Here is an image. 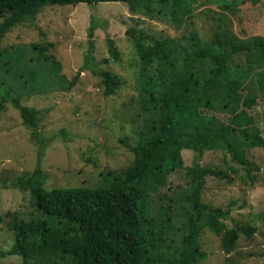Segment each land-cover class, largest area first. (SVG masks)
Segmentation results:
<instances>
[{
	"label": "trees",
	"instance_id": "16d2710c",
	"mask_svg": "<svg viewBox=\"0 0 264 264\" xmlns=\"http://www.w3.org/2000/svg\"><path fill=\"white\" fill-rule=\"evenodd\" d=\"M117 1L131 0H0V42L11 28L32 20L43 6ZM185 2L171 1L173 16ZM241 2L223 3V9L213 17L211 40L191 31L178 38L147 42L149 35L130 29L138 58L135 86L142 116L136 142L126 144L133 154L131 165L95 187L46 189L38 164L26 178L18 179L19 188L29 189L33 209L28 219L7 212L14 241L8 249L0 250V258L18 255L24 264H201L207 256L198 242L203 229L219 236L226 254L234 250L240 234L250 237L257 231L256 226L241 221L228 226L224 221L227 210L201 200L205 176L228 177L220 169L201 166L205 151H225L250 177L253 163L246 152L264 147V137L250 113L255 97L245 94L251 74L257 72L259 82L263 78L264 36L240 39L227 28L222 29L225 9ZM93 31L90 24V46ZM49 46L52 44H29L31 54L36 55L31 60L44 62L48 75L30 70L15 72L8 66L14 71L16 83L9 85L0 79V111L4 102H11L31 129L37 128L42 112L23 104L22 99L39 91L38 82L45 76L65 80L59 61L47 53ZM106 46L109 55L117 59L118 52L109 37ZM4 52L0 47V57ZM92 60L88 49L81 70L88 68L99 75L104 96L115 94L120 77L109 70L97 71ZM73 82L71 79L64 89ZM119 141L125 142L123 138ZM182 149L195 155L192 165L185 168L188 186L179 199V209H175V199L169 197L153 215L152 194L165 186L172 172L183 167Z\"/></svg>",
	"mask_w": 264,
	"mask_h": 264
},
{
	"label": "rangeland",
	"instance_id": "374dc122",
	"mask_svg": "<svg viewBox=\"0 0 264 264\" xmlns=\"http://www.w3.org/2000/svg\"><path fill=\"white\" fill-rule=\"evenodd\" d=\"M164 1L46 5L32 20L15 25L4 35L0 42V47L5 49L0 57L3 66L0 79L13 85L16 83L13 73L18 70L48 75L44 62L31 60L36 55L31 54L29 44L51 43L47 53L59 61L60 74L65 80L45 76L38 82L39 91L22 99L23 104L42 112L36 129L22 122L11 102H4L0 111V250L8 249L14 241L7 225L11 218L7 212L21 219L31 215V193L27 187L19 188L17 183L38 164L46 189L95 187L131 165L133 154L126 144L136 142L142 116L135 86L138 58L130 29L149 35L147 42L178 38L191 31H196L203 40H211L213 17L223 9L226 0H186L176 16L171 12L172 0ZM242 1L225 9L222 29L227 28L240 39L264 36V0ZM90 24L94 26L91 46L87 38ZM106 37L112 39L117 59L109 55ZM88 49L92 52L91 64L97 71L109 70L120 77L121 85L115 94L104 96L99 75L88 68L81 70ZM260 71L263 75L260 82L257 72L247 78L245 94L255 97L250 113L264 137V69ZM71 79L73 84L64 89ZM119 138L125 142L121 143ZM194 155L191 150H181L183 167L172 172L165 186L152 194L153 215L169 197L175 199V209H179V199L188 186L185 168L192 165ZM246 155L253 163L250 177L221 149L205 151L200 158L201 166L220 169L228 176H205L202 202L227 210L224 221L228 226L241 221L257 229L250 237L240 234L236 247L227 254L221 249L219 236L203 229L198 242L207 256L201 264H264V147L249 149ZM0 264L24 263L21 256L8 255L0 258Z\"/></svg>",
	"mask_w": 264,
	"mask_h": 264
}]
</instances>
